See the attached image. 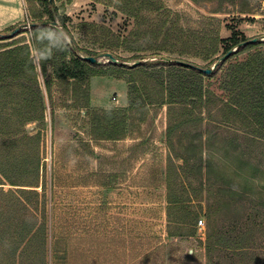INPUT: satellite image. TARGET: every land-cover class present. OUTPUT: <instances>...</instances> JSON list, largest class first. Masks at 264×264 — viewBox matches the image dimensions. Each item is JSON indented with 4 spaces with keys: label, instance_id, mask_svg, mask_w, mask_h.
Instances as JSON below:
<instances>
[{
    "label": "trees",
    "instance_id": "obj_1",
    "mask_svg": "<svg viewBox=\"0 0 264 264\" xmlns=\"http://www.w3.org/2000/svg\"><path fill=\"white\" fill-rule=\"evenodd\" d=\"M224 1L214 13H224ZM26 2L24 23L0 31V185L14 187L9 191L0 188V264H48L50 230L47 187L41 181L45 165L42 138L48 111L54 113L58 107L77 112L89 129V142L82 148L92 155L90 142L97 147L125 141L140 133L153 111L166 109L168 222L190 227L191 236H195L202 216L211 221L213 207L208 202L205 211L193 210L190 193L213 191L210 175L218 153L214 147L220 145L223 154L231 153L241 164H247L249 155L264 158V42L250 43L237 32L222 39L221 24L213 20L210 29L187 26L165 0H108L109 7L133 21L132 29L121 36L107 25L81 22L74 26L84 32L87 46L81 47L71 30V18L61 13L55 0ZM19 27L25 29L10 37ZM234 49L237 51L211 74L204 72ZM248 51L252 52L247 58L233 61ZM106 54L118 63L94 64L85 59ZM152 59L159 60L149 62ZM196 59L203 66L194 63ZM101 77L127 83V108L93 107L92 80ZM211 81H216L217 90L212 89ZM54 89L66 98L61 107L53 99ZM32 125L36 132L29 130ZM179 145L186 147L187 153L203 149L208 158L192 162L190 156L178 152ZM192 172L201 177L200 189L187 186ZM252 173L256 176L257 172ZM216 231L210 227L206 234L209 255L230 235L226 227ZM262 231L255 225L241 228L246 246L227 251L243 264H256L260 256L255 250L264 254V249L254 244ZM64 244L65 237L56 236L52 245L55 264L67 260L61 256Z\"/></svg>",
    "mask_w": 264,
    "mask_h": 264
},
{
    "label": "rangeland",
    "instance_id": "obj_2",
    "mask_svg": "<svg viewBox=\"0 0 264 264\" xmlns=\"http://www.w3.org/2000/svg\"><path fill=\"white\" fill-rule=\"evenodd\" d=\"M107 1L55 0L61 13L71 18V30L81 47L87 46L82 38L84 32L74 28L81 22L107 25L121 36L132 29L133 21L109 7ZM221 1L199 0L196 4L192 0H165V3L181 15L187 26L210 29L213 20L214 24H221L222 39L237 32L250 41L264 42V0H227L223 2L224 13L216 14L214 11ZM27 8L26 0H20L15 10L19 21L14 26L24 23ZM21 29L25 27H19L18 32ZM26 38L30 39L29 34ZM250 52L237 55L233 61L244 60ZM104 56L98 58V63L111 62ZM193 62L203 66L200 60ZM41 82L43 84L42 79ZM211 82L212 89L217 90L216 81ZM127 88L125 81L94 78L93 107L127 108ZM43 91L47 99L44 85ZM63 98L54 89L57 106L61 107ZM47 123L42 138L45 165L41 181L47 187L49 210L48 264H55L52 245L60 234L66 241L61 256L67 259L60 264H243L227 250L246 246V239H241V228L248 229L249 225H255L259 232L263 230L254 244L264 249V158L249 155L247 164H241L231 153L223 154L220 145L212 148L218 152L210 175L213 191L200 195L190 193L193 210L203 208L205 211L212 205V219L202 216L199 229L192 237L190 227H176L168 222L166 172L170 150L164 133L166 109L153 111L140 133L125 141L104 142L97 147L90 142L94 155L82 148L83 143L89 142V129L84 127L77 112L59 107L54 113L49 110ZM36 128L32 125L29 130L36 132ZM184 140L187 144L185 137ZM246 149L249 153L250 149ZM177 150L190 156L192 162L208 158L206 151L200 148L187 153L186 147L179 145ZM176 163L179 165L182 161ZM242 166L245 168L239 171ZM252 172H257L256 176ZM191 174L187 186L200 189L201 177L196 172ZM207 175L205 168L204 177ZM2 187L5 191L14 189L10 185H0ZM200 221H203L201 226ZM210 227L215 232L220 227L230 229V235L222 244L224 247H215L211 255L206 252V234ZM233 228H237V232L231 233ZM225 247L228 249L223 252ZM257 252L260 257L256 264L264 263V254L255 250ZM152 254L155 256L151 257Z\"/></svg>",
    "mask_w": 264,
    "mask_h": 264
},
{
    "label": "crops",
    "instance_id": "obj_3",
    "mask_svg": "<svg viewBox=\"0 0 264 264\" xmlns=\"http://www.w3.org/2000/svg\"><path fill=\"white\" fill-rule=\"evenodd\" d=\"M19 4L20 0H0V30L14 26L19 21L18 13H15Z\"/></svg>",
    "mask_w": 264,
    "mask_h": 264
},
{
    "label": "water",
    "instance_id": "obj_4",
    "mask_svg": "<svg viewBox=\"0 0 264 264\" xmlns=\"http://www.w3.org/2000/svg\"><path fill=\"white\" fill-rule=\"evenodd\" d=\"M18 32V30H16L15 31V33H13L12 35H10V37H13L16 33ZM256 42H258V39H254V40H251L250 41V43H256ZM237 51V50H236ZM236 51H230L228 54H226L224 57H222L216 64H215V66H214V68L213 69H211V70H204V72L206 73V74H211L212 72H213V70L214 69H216L217 68V66L221 63V62H223V61H225V60H227L232 54H234ZM105 58H109L110 59V61L111 62H113V63H118V61L111 55V54H106L105 56H104ZM86 60H88V61H90L91 63H98V59H96V58H91V57H87V58H85ZM138 63H135V64H133L132 66H136Z\"/></svg>",
    "mask_w": 264,
    "mask_h": 264
},
{
    "label": "built area",
    "instance_id": "obj_5",
    "mask_svg": "<svg viewBox=\"0 0 264 264\" xmlns=\"http://www.w3.org/2000/svg\"><path fill=\"white\" fill-rule=\"evenodd\" d=\"M199 224H200V226H201V225H203V221H200V223H199Z\"/></svg>",
    "mask_w": 264,
    "mask_h": 264
}]
</instances>
